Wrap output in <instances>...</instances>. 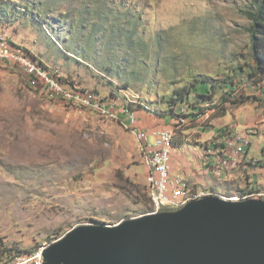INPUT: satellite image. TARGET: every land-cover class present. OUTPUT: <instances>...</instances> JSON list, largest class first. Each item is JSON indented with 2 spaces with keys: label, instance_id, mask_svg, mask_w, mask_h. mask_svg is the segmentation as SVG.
<instances>
[{
  "label": "rangeland",
  "instance_id": "374dc122",
  "mask_svg": "<svg viewBox=\"0 0 264 264\" xmlns=\"http://www.w3.org/2000/svg\"><path fill=\"white\" fill-rule=\"evenodd\" d=\"M261 2L0 0V27L14 43L37 54L50 74L69 76L81 85L65 88L96 90L101 97L113 92L119 98L118 109L131 106L154 116L167 109L165 97L188 87L198 76L221 79L234 70L239 76V67L253 65L247 14ZM7 51L16 52L8 44ZM208 86L199 85L198 92ZM38 88L24 76L0 69V252L15 246L28 254L78 226H114L151 211L138 142L118 117L89 108V102L77 101V95H64V102L74 101L65 105L60 97L45 96ZM258 98L260 107L258 102L226 103L228 113L223 118L216 117L219 112L199 118L212 130L202 131L193 124L177 134L176 126L184 120L175 123L171 154L175 172L189 168L218 182V186L196 187L191 175L171 171L172 179L191 186L188 194L201 189L208 195L238 199L237 191H247L246 172L241 173L244 181H228L240 175L235 170L241 165L229 175L211 174L202 162L201 148L224 128L247 137L249 162L259 161L262 165L255 168L264 169L260 167L264 165V92ZM140 102L151 111L136 107ZM242 167L247 169V164ZM248 173L252 183L257 181L251 186L264 194L260 183L264 176Z\"/></svg>",
  "mask_w": 264,
  "mask_h": 264
},
{
  "label": "water",
  "instance_id": "95a60500",
  "mask_svg": "<svg viewBox=\"0 0 264 264\" xmlns=\"http://www.w3.org/2000/svg\"><path fill=\"white\" fill-rule=\"evenodd\" d=\"M43 264H264V200L205 197L114 226L82 225Z\"/></svg>",
  "mask_w": 264,
  "mask_h": 264
},
{
  "label": "trees",
  "instance_id": "16d2710c",
  "mask_svg": "<svg viewBox=\"0 0 264 264\" xmlns=\"http://www.w3.org/2000/svg\"><path fill=\"white\" fill-rule=\"evenodd\" d=\"M9 3H11L12 6L16 5V2L10 1ZM7 8H10V7H7ZM253 8L254 10L247 14V17L250 21V26L248 30L249 39H250V56H251L250 60L253 61V65L250 67V65L247 64L245 68L239 67L237 69L239 76L235 74L236 73L235 70L231 72L230 76H226L225 78L222 77L221 79H212L206 75L198 76V78L192 80V83L188 87L186 88L183 87L181 89L174 90L170 97L168 96L165 97V102H166L165 104L167 105V109L164 112L154 113V116L156 117H162V118L168 117V119L170 118L174 124L177 122L182 123V120H184V123L181 124L182 126L177 131V134H183L185 130L193 128L194 127L193 124H197V117L208 112L207 110H212L210 111V115L211 114L215 115L217 112H219L218 116L216 117L223 118L228 113V110L224 107V104L226 103L237 106L239 104L242 105L248 102H253L252 104H255L256 102H258L257 106L258 107L261 106L260 100L258 97L259 96L262 97L263 92H264V2H261V4H255ZM26 51L30 52L28 49H26ZM38 63L40 65H44L40 60L38 61ZM7 70L15 72L13 68L7 69ZM244 72H246L247 74L246 79H243ZM58 79H62V84H66L67 82H69L70 84H74V83L78 84L74 82L72 78H69V76L67 77L59 76ZM247 81H250V83L246 84ZM199 85H203V86L210 85V87L208 86L209 88L207 87V89H205V92L199 93L197 89ZM121 89L124 90L122 91L123 93L128 91V88H121ZM254 90L259 91L260 95H255ZM83 91H88V90L83 89ZM95 91L96 90H94V92ZM218 92L219 94L221 93V95L219 96V99L217 101H213V98ZM95 94H98L97 91L95 92ZM190 96H192L193 99L195 98L196 103H191L189 101V99H191ZM106 98L113 99V100L119 99L115 97V94L113 92H111L108 95V97L106 96ZM138 99L140 100V97ZM178 104H186L189 107V109L188 110L185 109L183 105H180V107H183L185 111L182 110V108L181 109L177 108ZM126 107H128L130 111L132 110L135 113L136 111H139L137 109H132L131 106H126ZM136 107H141V109L147 110L148 112L151 111V109L147 107V105H143L141 102L138 103ZM208 127H209V124L205 125L204 123L201 130L207 131V130L213 129L211 125L209 128ZM234 132L233 130L229 131L228 128L221 129L217 133L213 134L209 142L204 144L202 150L205 152V156H204L205 159L203 157L202 162L206 163L205 169H209V166H208L209 159L207 157L208 153L206 151H208L209 148L211 147L213 151L218 150V148L220 147L219 149L220 151L222 149V144L220 143L221 138L224 136L232 135ZM173 148H174V141H173ZM244 161L246 162L244 163ZM243 164H247L251 168L254 169L258 164H261V162L255 161V163H253V162H249V160L247 161L244 158V160L241 163L240 168H238L241 170L240 173L246 172L245 170H243V167H242L244 166ZM212 173L213 172H211V174ZM241 175H239L240 181H244L243 178L241 179ZM245 177H246L245 188L247 189V191L244 189H241V187H240L241 191H237L239 192L241 197L247 196L248 194H255L259 192L263 194L261 191L256 190L254 189L255 187L251 186L252 183H250V180H249L250 177L247 175V172H246ZM246 184L249 186L250 190L248 189V187H246ZM208 189L213 190V191L215 190L213 188H208ZM214 192L218 193L216 190ZM248 199H245V200H248ZM262 200H264V197L262 198ZM98 226H105V225H98ZM5 250L6 251L11 250L16 253H23V252L27 253V251L20 250L19 248L15 246H13L10 249L5 248Z\"/></svg>",
  "mask_w": 264,
  "mask_h": 264
},
{
  "label": "built area",
  "instance_id": "2783aa9c",
  "mask_svg": "<svg viewBox=\"0 0 264 264\" xmlns=\"http://www.w3.org/2000/svg\"><path fill=\"white\" fill-rule=\"evenodd\" d=\"M0 61L13 64L15 69L23 72L28 77L30 84L33 86H41V89L48 91L49 94L63 98V104L65 105L70 106V103L64 102V95H77V101H89V108L108 110V115L118 116L125 124L130 125V133L136 135L142 142V145L145 146L147 159L150 161V182H155L154 192L157 198L155 214L164 211H176L192 202L191 196H186L181 193L180 184L170 180L172 156L165 149V139L169 128L156 127L149 132L140 129L137 115H125L124 108L118 109L117 106L106 103L102 98L83 92H75L74 88L62 87V79L51 77L46 72V69L28 60L25 57V51L9 52L7 51V47H4L0 43ZM254 94L260 95L259 91L255 93V90ZM175 125L173 124V126ZM220 143L222 144V151L226 152V160H213V152L215 151L212 150V147L209 148L207 156L209 159V169L207 171L218 172V165H227V172L224 173L229 175V172H232V165L241 164L238 163L239 154L235 151H230V144L246 143L245 136L240 133L238 134L236 131L232 135L222 137ZM197 169L200 168L197 167ZM219 173L221 174V172ZM11 264H43V257L41 254L36 260L15 259Z\"/></svg>",
  "mask_w": 264,
  "mask_h": 264
},
{
  "label": "bare ground",
  "instance_id": "6f19581e",
  "mask_svg": "<svg viewBox=\"0 0 264 264\" xmlns=\"http://www.w3.org/2000/svg\"><path fill=\"white\" fill-rule=\"evenodd\" d=\"M0 43L4 47H7V44H8L9 47L14 48L16 52L25 51V57L28 60H30L32 63H34L35 65H39L40 67L46 69V72L51 77H56V78H59V76L62 77L59 74H57V75L50 74V70H49L48 67H46L45 65H40L38 63L39 60L36 58V56H34L32 53L26 51V49L23 46L14 43L8 37V34H7L6 30L3 29L2 27H0ZM26 52H28L29 54L26 53ZM11 68H13L17 74H19L21 76H24L26 78V80L30 83V80L28 79V77L26 75H24L23 72H19L18 69H15V66L13 64L11 66H9L6 61H0V69L7 70V69H11ZM69 84H70L69 82H67L66 84H62V87H66ZM72 85H75V84H72ZM38 89L43 94H45V96L51 95L52 97H54V99L59 98V97H55L53 94H49L48 91H46V90H42L41 86H39ZM83 89H86V88H83ZM83 89L76 90V92H83V93H86L88 95H95V96L105 100L106 103H108V104H113L114 106H118L117 102H115V100H113V99H109V98H106V97H101L100 95L95 94L96 91L95 92L94 91H89V90L88 91H83ZM74 96H76V95H74ZM61 99H63V98H61ZM66 102L70 103V105H72L74 103L73 100H66ZM78 105H80V102L78 103ZM122 108H124V114L125 115H136V113L133 112L132 110L130 111V109L128 107H122ZM88 109L89 108H87V110ZM93 109H95V108H93ZM183 110L185 111L184 108H183ZM104 111H106L108 113V110H104ZM209 114H210V111L206 112L205 114H203L201 116H198L197 119L205 117V116H208ZM118 121H119L120 125H124V128L127 130V132L130 133V125L125 124V122L122 119H120L119 117H118ZM197 122H200V119L197 120ZM180 126L181 125H177L176 129H179ZM174 128H175V126L171 127L168 130L167 137L165 139V149L170 154H172V149H173L172 145H173V131H174ZM130 134H132L135 137L136 141L138 142L142 163H143V165L146 168L148 197H149V201H150V205H151V211H150L149 214H155L156 213V208H157V198H156V194L154 192V190H155V182H150V176H149V173H150V161L147 159V153L145 151V146L142 145V142L136 137V135H134L133 133H130ZM245 142L248 143V144H246V143H233V144H230V151H235V152H237V154H239L238 163H242V161L244 160L246 148L249 145V142H248V139H247L246 136H245ZM219 149H220V147L218 148V150L213 152V160H226V152L222 151V149L219 151ZM206 152L208 153L209 150L206 151ZM204 156H205V152H204ZM203 163H205V162H203ZM240 165L241 164L232 165V170L237 169ZM205 170L207 171L208 169H205ZM171 171L172 170L170 169V180L174 181V183H179L180 187H181V193L183 195H186V196H191V201H196V200H198V198H205V197H210V196L211 197H217V198H220V199H223V200H227V201H235V202H237V201H245V199H248V198H249L248 200H251V199H253V200H260L261 199L262 200V198L264 197V194H261L258 191L260 194L254 192L255 194H248L247 196L241 197V195L238 193V195L236 196V197H238V199H233V198L225 199L223 197L208 195L207 193H204L203 191H201V189L200 190L198 189L194 195H191L190 192H189V194L187 193V189H190L191 186L190 185H188V186L184 185L177 178L172 179ZM204 171L202 169V172H204ZM222 171L223 172L227 171V165H218V172L217 173L222 172ZM210 172H213V171H210ZM58 240H60V239H57L55 242H57ZM49 245H50V243L48 245L40 246L34 252H30V253L28 252V254H26V253H16V252L11 251V250L10 251H6V250L2 251V252H0V264H11L15 259L36 260L37 258H39L41 256V254H42V257H43V252ZM0 250H2V249H0Z\"/></svg>",
  "mask_w": 264,
  "mask_h": 264
},
{
  "label": "crops",
  "instance_id": "0c3cea01",
  "mask_svg": "<svg viewBox=\"0 0 264 264\" xmlns=\"http://www.w3.org/2000/svg\"><path fill=\"white\" fill-rule=\"evenodd\" d=\"M27 47V46H26ZM33 55H35L36 57H38L37 56V54H35V53H33V51H31V50H29ZM38 59V58H37ZM40 59V58H39ZM40 61H42L41 59H40ZM178 108V107H177ZM137 117H138V124H139V127H140V129H142V130H145V131H147V132H149V131H151L152 129H154V128H156V127H160V128H171V126H173V121L169 118V120H168V117H164V118H162V117H156V116H153V115H149V114H146V113H144L143 111H137ZM164 123H167L166 124V126L164 125ZM204 123H205V121L204 122H197V124L199 125V127L198 128H202V126L204 125ZM203 124V125H202ZM150 141H151V139H150ZM202 149V148H201ZM172 156V155H171ZM246 160L248 159L249 160V158H248V156H247V154H246V158H245ZM252 159V158H251ZM247 160V161H248ZM173 161V160H172ZM246 161H244V163H245ZM182 165H185V164H182ZM262 165V164H261ZM261 168H263L264 167V165L263 166H260ZM196 169H197V167H195ZM244 168V167H243ZM257 168V167H256ZM256 168H251L249 165H247V169H243V170H245L246 172L247 171H249V173H251L253 176L255 175V176H257L258 178H260V176H264V173L262 172L264 169H256ZM185 170H184V172H175V165L172 163V172L176 175V174H179V175H191L192 177H194V181H195V183H196V186L197 187H202V188H205V186L208 184V185H213V186H218V182H216L215 180L216 179H214L213 180V182H211V180L213 179V178H210L209 176H206L204 173L202 174V173H200V172H198L197 174H196V172L194 173V172H192L191 170H189V168H184ZM242 169V168H241ZM198 171H199V169H198ZM236 172H239L240 173V169H238V170H235ZM248 173V172H247ZM248 173V174H249ZM258 174H260V175H258ZM240 175H241V173H240ZM211 176V175H210ZM234 176V175H233ZM235 178H231V177H229V179H232V180H228L229 181V183L230 182H232V181H234V180H236V179H238L239 178V175H237V174H235ZM250 176V175H249ZM213 177H217L216 175H214ZM184 178H186V177H184ZM187 180H188V178H186ZM228 179V177L226 178V180ZM189 181V180H188ZM190 182V181H189ZM256 183L257 181L255 180V181H253V183ZM191 183V182H190ZM222 183H225V181L224 182H222ZM250 183H252L251 181H250ZM252 183V184H253ZM260 183H264V180L262 181L261 180V182ZM192 185H195L194 183H191ZM239 187H241V186H239ZM214 189V188H213Z\"/></svg>",
  "mask_w": 264,
  "mask_h": 264
},
{
  "label": "clouds",
  "instance_id": "9594fccd",
  "mask_svg": "<svg viewBox=\"0 0 264 264\" xmlns=\"http://www.w3.org/2000/svg\"><path fill=\"white\" fill-rule=\"evenodd\" d=\"M247 153H245V155H246ZM245 158H246V156H245ZM254 161H256V160H254Z\"/></svg>",
  "mask_w": 264,
  "mask_h": 264
}]
</instances>
